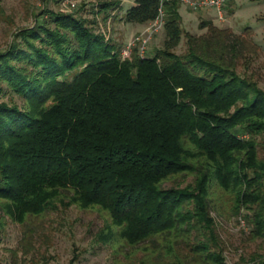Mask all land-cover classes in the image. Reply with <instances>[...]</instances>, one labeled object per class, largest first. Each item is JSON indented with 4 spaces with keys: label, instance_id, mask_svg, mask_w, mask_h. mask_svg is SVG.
Here are the masks:
<instances>
[{
    "label": "trees",
    "instance_id": "obj_1",
    "mask_svg": "<svg viewBox=\"0 0 264 264\" xmlns=\"http://www.w3.org/2000/svg\"><path fill=\"white\" fill-rule=\"evenodd\" d=\"M126 1L127 24L164 12L153 56L124 59L106 32ZM180 5L102 0L91 20L47 6L0 52V244L8 220L29 237L72 207L103 213L94 243L138 264H227L213 212L248 211L264 240L259 45L213 21L184 32Z\"/></svg>",
    "mask_w": 264,
    "mask_h": 264
},
{
    "label": "rangeland",
    "instance_id": "obj_2",
    "mask_svg": "<svg viewBox=\"0 0 264 264\" xmlns=\"http://www.w3.org/2000/svg\"><path fill=\"white\" fill-rule=\"evenodd\" d=\"M0 0V52L8 49L14 41V36L21 29L31 28L36 23L37 15L45 7L58 10L65 8L74 13L93 19L94 6L102 0ZM254 2V6H243ZM240 3L241 10L234 15ZM126 1L123 9L118 11L115 21L106 24V32L120 46L127 47L137 37H146L149 25L127 24L120 18L131 6ZM225 21L218 20L217 12L211 9L193 10L185 4L180 5L182 29L194 35H202L205 30L200 29L203 20L213 21L220 28L231 29L243 33L246 28L252 29L249 38L259 45L258 55L253 56L249 75L264 88V0H227ZM195 13V14H193ZM255 14L254 21L249 17ZM198 15L206 18H198ZM256 20V21H255ZM111 22V23H110ZM232 26V27H231ZM248 36V34H247ZM148 37V36H147ZM166 33L164 27L153 34L147 46L146 56H153L164 48ZM139 46V45H138ZM187 49L186 38L176 49L183 54ZM243 67L240 71H243ZM264 155V152H263ZM248 211L235 215L230 212L220 214L213 212L217 223V232L221 241L223 256L227 264H259L264 259V240L253 239L252 225L247 217ZM104 214L100 211H81L72 207L68 211L49 213L42 225H33V236H25V228L8 220L1 233L0 264H70L78 255L76 264H138L137 259L125 258L128 248L119 253L113 249L94 243V237L103 224ZM139 256L142 253L139 252Z\"/></svg>",
    "mask_w": 264,
    "mask_h": 264
},
{
    "label": "built area",
    "instance_id": "obj_3",
    "mask_svg": "<svg viewBox=\"0 0 264 264\" xmlns=\"http://www.w3.org/2000/svg\"><path fill=\"white\" fill-rule=\"evenodd\" d=\"M162 1H167V0H162ZM180 2L190 7L193 10H198V9L215 10L217 12L218 20H220L221 22L225 21L227 0H180ZM164 19H165L164 12L161 11L160 17L154 23L150 24V27L147 29L148 37L142 36L134 39L133 42H131L127 47L124 48V50L122 51V57L124 59L130 58L133 49L138 45L140 49V56L145 57L147 53V46L150 42V39L152 38L153 34H155V32L158 31V29L164 26V22H165Z\"/></svg>",
    "mask_w": 264,
    "mask_h": 264
},
{
    "label": "crops",
    "instance_id": "obj_4",
    "mask_svg": "<svg viewBox=\"0 0 264 264\" xmlns=\"http://www.w3.org/2000/svg\"><path fill=\"white\" fill-rule=\"evenodd\" d=\"M236 5H237V9H236V10L234 9V12H235L234 15H236V14L238 13V11L241 10V7H240L241 4H240L239 2H238V3L236 2ZM246 5H247V6H254V5H256V4H255L254 2L251 1V2H249V3H245V4H243V6H246ZM226 9L228 10V5H226ZM193 14H195V13H193ZM254 16H255V14H252V15L249 17V20H253V21H254V18H253ZM198 18H202V19H203V18H206V17H205V16L198 15ZM255 21H256V20H255ZM231 27H232V26H231ZM252 29H254V28H252Z\"/></svg>",
    "mask_w": 264,
    "mask_h": 264
}]
</instances>
